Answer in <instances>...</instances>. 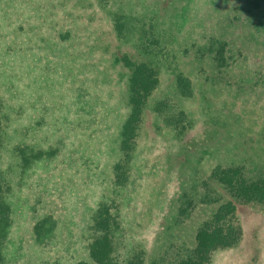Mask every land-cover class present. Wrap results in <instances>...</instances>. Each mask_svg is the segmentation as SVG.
I'll list each match as a JSON object with an SVG mask.
<instances>
[{
    "label": "trees",
    "instance_id": "trees-1",
    "mask_svg": "<svg viewBox=\"0 0 264 264\" xmlns=\"http://www.w3.org/2000/svg\"><path fill=\"white\" fill-rule=\"evenodd\" d=\"M27 13L15 49L23 67L12 74L24 83L0 80V264L9 258L13 200L34 165L59 160L79 170L87 150L106 154L107 141L115 160L94 199L90 187L101 182L83 167L84 258L57 264H213L218 252L242 250L237 204L264 205V73L253 59L264 58V0H30ZM42 85L54 99L40 110ZM62 93L68 117L57 108ZM150 131L164 141L156 188L170 192L176 180L167 205L173 223L198 204L215 205L191 245L171 243L152 256L121 215L149 175L135 163ZM242 264H262L256 244Z\"/></svg>",
    "mask_w": 264,
    "mask_h": 264
},
{
    "label": "rangeland",
    "instance_id": "rangeland-1",
    "mask_svg": "<svg viewBox=\"0 0 264 264\" xmlns=\"http://www.w3.org/2000/svg\"><path fill=\"white\" fill-rule=\"evenodd\" d=\"M29 1L0 0V80L1 76L5 77L6 84L9 86L11 83L13 86L19 87L24 83L19 76L17 82L14 81L12 74L14 70L23 65L19 61V53L15 49L20 47L25 40L24 29L27 28ZM253 59L259 63V66L255 67L256 74L257 72L263 74L264 58L257 55ZM202 74L200 73V75ZM52 93L54 90L50 87L47 90L44 85L38 88L37 98L40 101L39 103L36 99L34 101L38 103L40 110L47 107L49 102L54 99L50 97ZM68 99L64 93L59 96L57 108L62 109L61 117L69 116L68 106H66ZM23 110L25 114V109ZM55 113V110L51 111L48 118ZM14 114L19 116L18 112H14ZM63 121L67 123L65 119ZM105 123L106 121L102 117L99 125L104 126ZM199 126L197 125L190 135H193ZM104 141V139L96 141V149L100 153L104 150ZM140 141L144 150L139 160H136L135 167H141V171H146L149 175L145 176V179L137 186L129 205H123L121 208L124 227L128 228L135 240L143 243L150 256L163 251L171 243H185L189 246L192 244L196 227L210 215L215 205L198 204L182 222L173 223L167 205L171 193L176 189L174 176L167 183L170 192L165 190L162 192L161 189L156 188L161 172L160 168L165 161L163 159L164 141L159 137H154V133L151 131L145 133ZM86 142L87 140L84 139L83 144ZM85 146L86 144L83 147ZM107 146L106 154L104 156L96 155V158L93 156L96 153L87 150L86 152L92 155L86 156L88 159L83 161L88 172L90 174L94 172L96 178L101 182L96 187L95 183L91 182L88 196L91 195L93 199L98 196L97 191L101 193L107 189L106 184L109 176L107 163L111 164L115 160V147L113 150L109 141H107ZM7 157H9L8 153ZM176 159L182 160L183 156L180 154L176 156ZM208 165L206 160L201 162L198 171L199 178H203L202 173L207 170ZM84 166L82 169L78 167L79 170L77 167L63 168L59 160H54L50 164L38 163L34 165L35 170L26 177V185L24 184L20 188L21 200H13L12 224L9 242L6 244L9 258L5 264H57L56 261L59 260L71 262L84 258L82 236H79L77 228V225L83 224L77 206L80 194L85 190L84 182L87 174L83 169ZM163 195L167 198L165 201L161 200ZM83 200L84 198L81 199V201ZM237 215L244 230L242 250L218 252L214 256L213 264H242L250 246L254 244L258 247V255L264 264V205L237 204Z\"/></svg>",
    "mask_w": 264,
    "mask_h": 264
}]
</instances>
